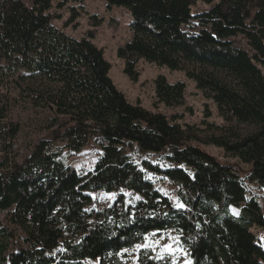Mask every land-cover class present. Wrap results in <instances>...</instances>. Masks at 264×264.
Masks as SVG:
<instances>
[{
    "label": "trees",
    "instance_id": "trees-1",
    "mask_svg": "<svg viewBox=\"0 0 264 264\" xmlns=\"http://www.w3.org/2000/svg\"><path fill=\"white\" fill-rule=\"evenodd\" d=\"M53 1L0 0V214H9L7 226L0 217V264H106L167 230L181 234L193 264H264V245L253 232L264 231V0H105L134 20L133 39L117 52L131 82L140 80L141 61L185 72L223 119L255 128L247 137H212L208 144L251 167L246 180L259 187L262 203L240 171L189 145L195 138L181 125L184 115L131 104L110 78L112 65L94 43L97 30L81 40L62 33L53 25L62 18L52 14ZM199 2L211 7L195 14ZM70 11L67 25L80 17ZM91 20L94 28L104 23ZM22 73L40 82L29 90L35 106L68 121L18 162L21 124L10 119L13 101L2 89L27 78ZM154 84L156 108L184 105L186 83L160 76ZM92 139L101 155L89 173L51 151L52 142H66L80 152ZM128 151L160 156L173 168L150 161L139 167ZM147 173L175 183L183 208L172 205ZM100 192H134L141 201L123 211L117 205L89 211Z\"/></svg>",
    "mask_w": 264,
    "mask_h": 264
},
{
    "label": "rangeland",
    "instance_id": "rangeland-1",
    "mask_svg": "<svg viewBox=\"0 0 264 264\" xmlns=\"http://www.w3.org/2000/svg\"><path fill=\"white\" fill-rule=\"evenodd\" d=\"M68 1V4L62 10L57 7L59 4ZM54 0V8L52 14L62 17L60 20H54L53 25L67 36L81 40L86 36V33L91 30H97L95 45L98 49L104 50L107 62L112 65V70L109 73L115 86L122 91L135 106L141 105L145 110L152 113H161L168 117L174 115H184L181 125L187 131V136L191 135L195 139L189 145L197 146L208 156L213 157L222 165L233 166L240 171L242 179L247 184L252 195L260 199L261 191L257 185L251 184L246 180L249 177L251 167L245 165L239 158L226 153L214 145L208 144L212 137L225 138L230 141L239 139L236 135L247 137L255 132V128L246 124H239L236 121L223 119L215 106L213 100L207 99L203 93H199L194 81L187 78L185 72H173L165 67H159L155 64H149L141 61L138 65V72L141 74L138 83L131 82L125 75V61L118 58V48L126 45L133 39L131 26L133 17L129 11L121 8H109L105 0ZM218 2V0H215ZM211 6L203 2H199L194 9V13L198 11H206ZM75 8L80 14V17L73 25H67L71 18V9ZM92 16L98 19H104V23L99 28H94L91 20ZM195 27H197L194 22ZM188 31L191 28H186ZM199 28L197 29V31ZM241 47L250 51V47L246 44V40L238 38L236 40ZM27 77L28 75L20 74ZM164 76L169 84L186 83L187 89L185 93V102L183 106L168 108L165 105L156 104V86L155 81L158 77ZM40 82H34L28 77L25 79L16 78L11 82L10 86L2 89L3 92L9 94L12 99V110L10 119L21 124V131L15 141V154L18 162H23L27 159L34 147L42 140L52 141L54 131L60 127L61 123L68 119L58 117L51 109H40L35 106L30 98V89H38ZM30 90V91H29ZM208 114L209 117H206ZM212 125L208 126L207 124ZM190 127V128H189ZM237 138V139H236ZM66 142H52L51 151L59 153L61 160L68 166H72L76 170L89 173L94 170L97 160L101 155L100 147L91 140L88 147L83 148L80 152H75L68 148ZM132 156L136 165L143 161H150L154 165H161L166 168H173L169 163H166L160 156L157 155H141L133 154ZM148 179L156 183L158 189L170 200L175 207L184 206L180 201L178 194L179 187L172 181L147 173ZM263 199H260L262 203ZM141 201L139 195L134 192H123L118 194H104L102 192L92 195V204L89 206V211L102 212L105 209L112 208L117 205V210L123 211L129 206H136ZM260 203V204H261ZM183 208V207H180ZM231 212L235 217L240 215V211L232 208ZM9 214L2 213L0 217L4 225H9ZM261 245H264V231L258 228L253 231ZM141 248L123 251L120 255L113 258L106 264H140V262L154 261L156 264H186L191 258L189 253L181 245V234L174 230L156 232L147 235L140 244ZM147 246L145 249L143 246ZM170 246L171 251H168ZM159 255H163L164 259H158ZM86 264H101L100 261L86 262Z\"/></svg>",
    "mask_w": 264,
    "mask_h": 264
},
{
    "label": "snow or ice",
    "instance_id": "snow-or-ice-1",
    "mask_svg": "<svg viewBox=\"0 0 264 264\" xmlns=\"http://www.w3.org/2000/svg\"><path fill=\"white\" fill-rule=\"evenodd\" d=\"M180 207H183L182 205H180ZM137 248H141L142 246L141 245H137L136 246ZM145 249L147 248V246L145 245V246H143ZM125 251H127V250H125ZM168 251L170 252L171 251V248H170V246L168 247ZM158 259H164V256L163 255H159L158 256ZM186 264H191V262L190 261H187L186 262Z\"/></svg>",
    "mask_w": 264,
    "mask_h": 264
}]
</instances>
